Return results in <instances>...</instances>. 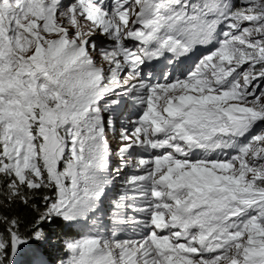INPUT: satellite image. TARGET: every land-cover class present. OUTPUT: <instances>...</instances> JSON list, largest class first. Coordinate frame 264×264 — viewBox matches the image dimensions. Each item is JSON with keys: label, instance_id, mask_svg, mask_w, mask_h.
<instances>
[{"label": "snow or ice", "instance_id": "6c2138e0", "mask_svg": "<svg viewBox=\"0 0 264 264\" xmlns=\"http://www.w3.org/2000/svg\"><path fill=\"white\" fill-rule=\"evenodd\" d=\"M0 264H264V0H0Z\"/></svg>", "mask_w": 264, "mask_h": 264}]
</instances>
